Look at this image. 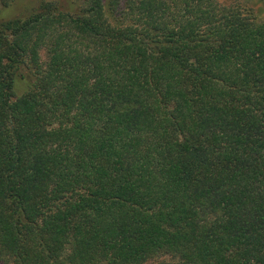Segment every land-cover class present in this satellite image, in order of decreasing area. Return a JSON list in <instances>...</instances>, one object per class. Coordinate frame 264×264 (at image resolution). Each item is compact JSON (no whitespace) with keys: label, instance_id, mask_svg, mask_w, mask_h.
I'll list each match as a JSON object with an SVG mask.
<instances>
[{"label":"trees","instance_id":"16d2710c","mask_svg":"<svg viewBox=\"0 0 264 264\" xmlns=\"http://www.w3.org/2000/svg\"><path fill=\"white\" fill-rule=\"evenodd\" d=\"M72 1L0 21V264H264V20Z\"/></svg>","mask_w":264,"mask_h":264},{"label":"rangeland","instance_id":"374dc122","mask_svg":"<svg viewBox=\"0 0 264 264\" xmlns=\"http://www.w3.org/2000/svg\"><path fill=\"white\" fill-rule=\"evenodd\" d=\"M228 3H235L243 13H250L255 21L264 20V3L257 0H225ZM42 2H53L58 9L63 11H75L76 4L72 0H12L8 7L0 5V21L11 20L25 16L38 7ZM25 73V72H24ZM26 74V73H25ZM26 81H17L14 85L16 95L26 89Z\"/></svg>","mask_w":264,"mask_h":264}]
</instances>
